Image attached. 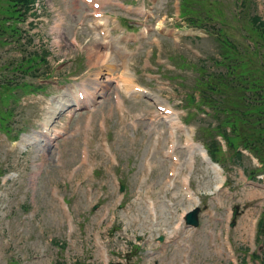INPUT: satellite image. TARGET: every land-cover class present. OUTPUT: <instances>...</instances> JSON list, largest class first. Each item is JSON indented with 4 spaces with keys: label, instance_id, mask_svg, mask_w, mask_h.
I'll use <instances>...</instances> for the list:
<instances>
[{
    "label": "rangeland",
    "instance_id": "374dc122",
    "mask_svg": "<svg viewBox=\"0 0 264 264\" xmlns=\"http://www.w3.org/2000/svg\"><path fill=\"white\" fill-rule=\"evenodd\" d=\"M148 3L153 7L152 21L162 19L168 26L172 24L173 11L170 0L153 3L148 0ZM9 4L8 0H0L2 13ZM207 9L210 12L223 9L227 11L230 19H233V16L237 17V24L240 12L235 15L234 12L242 11V21L240 22L241 25H244L242 29L247 26L250 27V17L254 14L264 18V0H249L241 8L238 0H220L218 4L213 3L211 9L207 2ZM84 11V6L78 0H49V6L44 17L51 20L47 27L45 25V29H47L46 38L50 42L48 48L55 51V55L50 58L53 65L63 62L64 70L61 74L65 76H76L88 70L91 79L89 78L87 84L92 86L94 84L93 79L102 71V65L92 62L93 59L89 58L88 54L83 57L80 56L79 54L82 51L76 49L70 42L71 29L75 26L81 12ZM120 14L123 17L126 16L124 12H120ZM3 17L0 14V20ZM57 18L67 20L69 27H65L66 29L61 32V36L57 34V38H53L52 41L50 28L53 20ZM231 32H234V27H231L228 31L229 34ZM88 34L92 36V30L88 29ZM20 35L17 37H20ZM28 37H30V34L25 36L24 43L29 40ZM165 37L167 36H160L158 46L147 44L139 56L133 60L135 64L131 66L134 68L132 71L136 72V75H133L136 83L158 90V94L176 105L184 100L182 95L177 93L178 96H175L173 94L175 86L171 83L166 85L162 78H159L163 81L166 89H157L156 82L152 81L148 74L159 73L161 76L165 71L163 66L165 64L169 65L165 54L181 51L190 54L185 48L192 44L190 40L181 38L177 45L171 43L174 40L168 41ZM57 39L62 42H56ZM2 40L7 42L0 43V83L14 80L13 85L22 82L37 84L38 81L31 76L32 73L22 79L23 72L13 68L17 64L20 66L22 63H27L29 57H31L29 53L32 50L35 51L37 46H41L43 42L36 39L34 44L23 46L19 39L12 37L10 34H7L5 39ZM83 40L85 42L89 39L84 37ZM98 43L99 41L96 43L94 39L93 42L88 43L89 54V49L92 46L100 47V43ZM207 48L209 52L212 51L211 44L207 43ZM147 49H153L155 54L149 60L150 63H148V57L146 56ZM109 54L110 64L112 54ZM127 69L129 70L127 67L125 73ZM118 71L114 72V78L118 75ZM122 81L123 76L121 77ZM176 87L178 88L177 84ZM16 92L18 96L25 94L22 88H19ZM117 92L121 94L123 101L126 100L127 104L125 111L122 113L118 112L113 105L112 95ZM27 97H31V99H28L25 105L24 102L27 98L22 97L21 101L17 103L13 119L9 120L13 123V134L19 131H28V129L41 130L36 125L35 119L46 112L47 105L44 101H38V98L34 95ZM139 101L132 97L127 98L126 93L111 83L110 90L101 98V104L97 106L95 112L78 114L72 118L73 120L69 125L66 124L65 119L63 120V129L66 131H72L78 126H80V130L73 136L68 134L66 138L58 139V145L52 149L43 145L41 148H31L28 151L30 153L22 154L19 149L14 148V144L0 130V174L3 172H17L19 174L16 179L18 181L11 182L13 185L9 186L6 195L3 191H0V227L2 228L0 229V264H18V260L21 258L29 261L28 264H112V262L126 258L136 264L181 263V254L185 249H178L175 241H168L167 236L160 247L157 245V241L152 242L148 232L141 239L137 238L140 243L136 239L132 240L133 232L138 235V230H136L139 227L138 222L135 221L136 223L132 228H130V225H126L125 222L127 221L123 219L124 211L116 205L119 191L116 190L112 181L113 176L111 173L114 172L119 173L120 177L122 175L124 182L127 184V194L122 203L125 204L124 209H129L133 216L138 218V210H142L147 217L145 200L150 185L153 198L160 197L162 199L164 197L161 193L165 192V189L161 187L168 167V159L165 156V141L160 139L158 146H156V134L152 132L149 120L153 107L146 102ZM44 105L45 109L41 110L40 114V108ZM87 119L89 122L91 121V128L85 127ZM131 120L139 124L137 130L132 128ZM101 121L106 124V132H102L100 129L99 122ZM103 139L109 141L111 151L114 155H117L122 170L114 167L109 161V155L103 152L101 147ZM86 140L89 141L91 165L94 164L100 171H89L87 166H83L74 176L69 177V172L77 170L81 166L79 160L80 148ZM19 143L20 141L17 144ZM38 152L40 157L35 163L33 157ZM149 153L154 166L152 170L144 167V160ZM248 157L244 159V165L248 168L255 167V169H259V163L257 164L255 161V164H253L254 160L252 161ZM230 177L236 195L233 194L228 198L223 195L226 197L224 206L229 207L241 203L244 209L237 228L231 232L235 240V243H233L234 250L239 264H260V261L253 259L252 256L256 254L263 257L264 249L260 250V245L257 243L256 249L253 251L249 241V234L254 232L253 228L245 226L247 232H244L242 230L244 223L241 220L245 218L246 213H251L254 217L259 218V209L262 207L264 193L251 192L250 188L243 186L237 180L234 172H231ZM144 178L145 181H143ZM208 179L207 172L200 167L192 174V184L197 190L200 189L199 187L203 188L200 189L203 196L208 192L205 187ZM54 187L58 188L59 195L67 199L70 208L69 213L63 212L56 198L53 197ZM138 187L142 188V192L136 191ZM87 188L90 189L87 190ZM177 190L178 188H175L171 192L172 195ZM206 200L208 202L207 195ZM96 203L101 205L96 211H93L92 206ZM107 208H109V212L106 214L105 209ZM225 212L226 210H222L221 213L224 214ZM104 215L105 218H103ZM68 217L72 219L70 237L67 234L68 226L66 222ZM203 221V226L210 225L205 218ZM209 222L212 226L217 223V220ZM218 225L219 228L223 227L224 222H218ZM168 228L170 229V225ZM169 229L166 228L168 232ZM2 231L3 235L1 234ZM12 231L15 234H11ZM16 231L20 234H16ZM141 232L143 233V231ZM11 238L13 240H10ZM191 240L195 245V264H232L230 260H225V256L217 257L216 249L209 240L206 230H203V232L199 230L198 233L192 236ZM137 244L141 246L135 254L133 246H138ZM245 249H248L249 254L244 263ZM153 253L155 254L153 255Z\"/></svg>",
    "mask_w": 264,
    "mask_h": 264
},
{
    "label": "bare ground",
    "instance_id": "6f19581e",
    "mask_svg": "<svg viewBox=\"0 0 264 264\" xmlns=\"http://www.w3.org/2000/svg\"><path fill=\"white\" fill-rule=\"evenodd\" d=\"M89 51H90V57L93 59L92 62H97L98 65H102V66L106 65V68L104 69L105 71L102 70L103 72H101L100 74L106 76V81H110L112 77L111 72L113 70L112 64L115 61V59H113V56L111 57L110 64H109L110 54L107 51H102L100 47H97V46H92L89 49ZM129 73H130L129 70L127 69L126 73L123 75L122 82L129 83V85L125 86V89L131 88V83L129 82ZM103 86L108 87V84H104ZM56 102H57V106L52 110L51 113L47 114L44 118L43 129H48L50 131V129L59 122V118L62 116L63 112L67 111L70 107H73L72 105L75 103V99L74 98H69V99L63 98L62 99L61 97L58 96V98H56ZM168 124L174 132H176L179 129V125L177 124V118H170L168 121ZM43 142H45V140L39 137L38 135L28 133L22 136L19 145L23 147H27V146H30L36 143L40 145ZM192 159H193V154L191 153L186 159L184 163V167H191L192 161H193ZM187 178L185 177V179ZM194 206L195 204L188 206L185 208V210L187 212L191 211ZM167 222H168L167 218L163 219L162 226L169 229L167 226L168 225ZM173 231L174 230H172V228L169 229L170 233H173Z\"/></svg>",
    "mask_w": 264,
    "mask_h": 264
},
{
    "label": "trees",
    "instance_id": "16d2710c",
    "mask_svg": "<svg viewBox=\"0 0 264 264\" xmlns=\"http://www.w3.org/2000/svg\"><path fill=\"white\" fill-rule=\"evenodd\" d=\"M17 1V0H16ZM33 0H18V2H21L24 6V8L26 9H29L31 3H32ZM263 27V35H264V25L262 26ZM238 120V119H237ZM240 120H238L239 122ZM254 135L252 134L251 137H253ZM248 148H253V146H250ZM258 148V146H257ZM255 151H258L259 149H254Z\"/></svg>",
    "mask_w": 264,
    "mask_h": 264
}]
</instances>
